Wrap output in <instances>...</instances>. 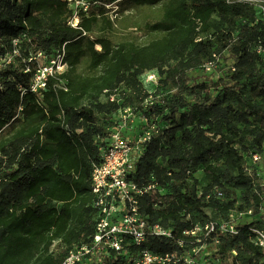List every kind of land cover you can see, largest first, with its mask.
Listing matches in <instances>:
<instances>
[{"label": "trees", "instance_id": "trees-1", "mask_svg": "<svg viewBox=\"0 0 264 264\" xmlns=\"http://www.w3.org/2000/svg\"><path fill=\"white\" fill-rule=\"evenodd\" d=\"M90 3L72 28L64 0H0V59L12 57L0 66V264H62L71 249L90 241L98 216L92 166L101 162L107 129L124 108L136 126H157L130 175L164 188L153 202L139 200L149 225L179 239L193 224L215 221L206 210L225 221L245 209L258 214L264 203L258 187L264 176L256 172L262 163H252L253 155L264 156V65H258L264 49L257 53L264 19L248 3L228 0ZM128 8L146 12L120 15ZM128 30L149 41L139 44ZM39 51L43 58L29 62ZM62 52L64 72L31 92L37 63ZM213 53L217 67L205 72ZM196 68L216 76L213 86L223 85L217 95L205 83L190 86ZM150 72L156 85L144 80ZM151 94L153 104L144 106ZM199 171L204 184L195 177ZM253 227L264 230L249 222L239 234L221 236L208 264H264V249L248 239ZM175 239L151 236L148 248L171 252ZM55 241L62 246L56 253ZM101 261L130 264L112 255Z\"/></svg>", "mask_w": 264, "mask_h": 264}, {"label": "built area", "instance_id": "built-area-1", "mask_svg": "<svg viewBox=\"0 0 264 264\" xmlns=\"http://www.w3.org/2000/svg\"><path fill=\"white\" fill-rule=\"evenodd\" d=\"M72 12L68 25L78 27L80 12L86 13L90 8V0H64ZM244 2L255 10L264 14V0H228V2ZM18 40H12L13 55L18 56L15 48ZM258 46L257 53L263 51ZM64 53H57L47 63H37L34 70L30 91L46 88L47 79L61 74L66 69L63 61ZM11 56L2 61L9 63ZM43 58L39 51L28 61ZM219 56L213 53L202 65L205 72L213 71L218 64ZM233 70V69H232ZM29 72L25 69L24 73ZM146 83L156 85L158 76L155 72L144 75ZM110 101L114 95H109ZM154 102L151 94L144 101V106ZM21 109H19L20 111ZM105 138L106 148H99L101 162L93 164L90 176L91 189L95 197L94 206L98 211L94 233L87 244L71 249L65 256L62 264H99L109 256L124 257L130 264H208V248L216 250L221 236L237 235L240 232L239 224L235 222V214L230 213L228 219L221 222L207 221L195 223L189 229L181 232L183 238L175 239L173 231L164 229L159 225L151 226L139 207V200L149 196L153 202L157 196L164 194V188L158 183H137L132 181L130 175L135 163L140 159L144 145L148 144L157 134V126L149 122H140L136 126L131 118L130 108L121 110L119 121L109 127ZM263 156L255 154L252 163H262ZM260 186L264 187V179ZM216 196L221 193L216 190ZM151 236L175 239V249L163 254L153 253L148 248ZM248 239L254 246L264 249V230L253 227L249 229ZM235 254V252H233Z\"/></svg>", "mask_w": 264, "mask_h": 264}, {"label": "rangeland", "instance_id": "rangeland-1", "mask_svg": "<svg viewBox=\"0 0 264 264\" xmlns=\"http://www.w3.org/2000/svg\"><path fill=\"white\" fill-rule=\"evenodd\" d=\"M113 9L116 10L115 5H114ZM151 11L156 12L157 8H155L154 10H151ZM145 12L146 11L137 12V11H134V9H132V8H128V9H125L123 11V13H120V15L121 14H123V15L132 14L134 16L140 17V16L144 15ZM255 12H256V15H257V19H259V20H263L264 19V14H263V12L261 10H255ZM127 32H133V34L138 37L139 44H144L147 41H149V36L147 34H145L144 32H137L135 30H128ZM226 56H228V54L225 52V57ZM228 61H230V60L228 59ZM258 65H259L260 68H262L263 65H264V62L263 61H259ZM189 75L193 78L192 82L190 83V86H194L196 84L205 83L208 86L207 87L208 88L207 92H209V94H211L212 96L217 95L221 91V88L223 86L222 84H220V85H218L216 87L213 86V82L215 81V78H216L215 75H205L201 71V69H198V68L192 70L189 73ZM141 78H142V76H141ZM224 81L226 82V85H230L229 81H227V80H224ZM146 87H148V85H146ZM162 91L167 92V91H170V90L168 88H165ZM188 100H191V97H188ZM163 126H165L164 123H163ZM261 162H262V164L260 166H257L256 172H258L261 176H264V156H263ZM195 177L201 182V184L206 183V180H205V178H204V176H203L201 171L197 172L195 174ZM262 182H263L262 180L259 181V186L258 187L260 188L261 192L264 195V187L260 186V184ZM238 193H239V191H236V195L237 196H238ZM205 213L208 216V219H213L214 218V220L216 222L223 221L222 220L223 217L221 216V214L218 215V212H212L211 210H206ZM234 213H236L235 214V218H236L235 222H237L239 224H247L249 222H254V223L260 225L264 229V203L262 204L258 214H253L252 211L249 210V209H245L243 211L234 212ZM51 249H52L53 252L56 253V252H59L60 250H62V246L60 245L59 241H55V242H53V244L51 246ZM213 252H214L213 248H211V247L208 248V254H209L208 257L212 256ZM208 257H207V262H208ZM210 259H211V257H210Z\"/></svg>", "mask_w": 264, "mask_h": 264}]
</instances>
